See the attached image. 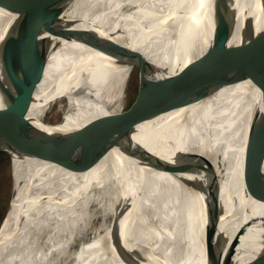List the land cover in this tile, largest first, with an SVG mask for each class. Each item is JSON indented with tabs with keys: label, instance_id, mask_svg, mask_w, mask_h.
Listing matches in <instances>:
<instances>
[{
	"label": "bare ground",
	"instance_id": "obj_1",
	"mask_svg": "<svg viewBox=\"0 0 264 264\" xmlns=\"http://www.w3.org/2000/svg\"><path fill=\"white\" fill-rule=\"evenodd\" d=\"M46 1L30 0L28 7ZM212 2L71 0L30 45V53L22 40L0 45V109L29 90L33 76L40 74L28 110L0 121V138L28 125L63 130L120 111L113 107L121 101L136 63L141 62L147 85L208 47ZM95 6L96 16L87 10ZM250 7V0H233L235 21ZM11 15L0 10L2 39L11 29L6 30ZM236 35L239 39L238 29ZM18 52L33 67L15 61ZM142 53L151 63L140 57ZM54 106L55 113L62 112L61 121L48 127L44 117ZM259 106L256 89L243 82L163 116L149 131V122L139 123L136 131H148L139 141L151 152L147 156L120 159L84 141L77 149L88 154L91 167L86 172L16 162L13 176L18 186L0 227V260L4 254L7 264H54L55 258L67 254L85 210L94 206L108 212L109 223L77 249L70 264H200L202 251L193 252L196 234L200 241L203 237L206 199L187 171L189 155L232 148L222 151L225 164L218 169L224 211L219 230L231 238L240 222L234 214L241 197L238 157ZM259 212L264 218V206Z\"/></svg>",
	"mask_w": 264,
	"mask_h": 264
},
{
	"label": "water",
	"instance_id": "obj_2",
	"mask_svg": "<svg viewBox=\"0 0 264 264\" xmlns=\"http://www.w3.org/2000/svg\"><path fill=\"white\" fill-rule=\"evenodd\" d=\"M29 1L18 0L16 4V0H0V10L12 13V21L6 30L11 29L4 39V34L1 36V46L22 40L25 42L23 47L30 53L34 50L30 45L49 29V21L71 0H47L28 7ZM232 4L233 0H213L209 12L212 15V38L201 54L186 60L173 72L167 70L160 80L151 78L147 85L139 68L136 96L126 109L99 115L63 130L28 125L1 137L0 163L5 166L2 173L9 177V196L3 198L2 195L1 202L5 201L9 206L14 199L18 186L13 176L16 162L60 165L72 172H86L91 167L88 154L85 149H77L79 144H85L84 141L93 143L104 154L113 152L120 159L147 156L151 152L139 142L140 137L160 124L163 116L202 102L222 88L247 82L256 89L260 106L252 113L238 157L241 164L236 170L239 172L241 197L234 214L240 217L239 226L231 238L219 230L224 211L220 203L218 169L225 164L222 151L230 152L232 148L221 146V151L213 148L207 154L190 153L187 171L206 199L203 237L200 241L199 232L195 233L197 251L193 253L198 254L199 248L202 251L200 264H264V251H261L264 218L259 212L264 206V0H250L251 7L239 18L240 23L235 21ZM257 7L258 13L253 17ZM87 10L95 16L98 13L96 6ZM236 29L239 39L236 38ZM24 33L27 35L23 38ZM21 55L18 52L13 59L33 67V62L28 63ZM33 77L29 90L4 103L0 109V121L28 110L40 74ZM61 117L62 112L54 113L52 120L45 124L55 126ZM146 121L149 122L148 131L135 130L139 123ZM233 159H237L236 155ZM1 260L2 264H7L4 254Z\"/></svg>",
	"mask_w": 264,
	"mask_h": 264
},
{
	"label": "rangeland",
	"instance_id": "obj_3",
	"mask_svg": "<svg viewBox=\"0 0 264 264\" xmlns=\"http://www.w3.org/2000/svg\"><path fill=\"white\" fill-rule=\"evenodd\" d=\"M152 48L154 50L153 45ZM140 57H142L147 64L151 63L150 58L145 53L140 54ZM140 66L141 62L139 61L131 67L132 71L129 78L127 79V82L124 85L125 88L122 92V99L119 103L115 104L113 108H118L120 110L126 109L136 96L138 86V71ZM51 110L44 117V120H46L47 122L52 120L53 114L56 111V107H52ZM4 167V164L0 163V224H2V222L6 218L9 208V206H7V202H1L2 195H4L3 198L9 196V177L6 174L2 173ZM109 219L110 216L108 212L103 208L98 209L94 206H90L87 210H85L83 217L79 222V226L74 232L75 239L73 238L74 240L71 242L69 248L67 249V254L65 255V257L55 258L54 264H70L72 260L71 258L82 244L89 242L91 239L95 238L105 231V228L109 223Z\"/></svg>",
	"mask_w": 264,
	"mask_h": 264
}]
</instances>
